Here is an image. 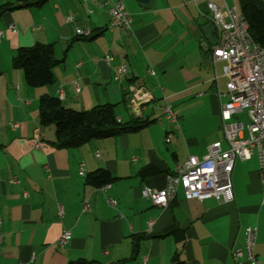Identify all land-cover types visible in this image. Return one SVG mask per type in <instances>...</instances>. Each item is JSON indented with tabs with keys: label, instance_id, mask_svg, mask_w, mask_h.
<instances>
[{
	"label": "crops",
	"instance_id": "0c3cea01",
	"mask_svg": "<svg viewBox=\"0 0 264 264\" xmlns=\"http://www.w3.org/2000/svg\"><path fill=\"white\" fill-rule=\"evenodd\" d=\"M18 1L0 0V6ZM121 1L132 17L131 29L123 33L108 27L107 0H46L0 14V264H66L77 258L102 264H173L176 250L185 264H235L231 251L243 247L247 226L256 227L255 253L263 260L264 184L256 153L234 160L230 202L185 199L179 188L168 206L160 208L141 196L143 186L163 188L177 163L188 156L200 158L214 141L226 147L219 112L227 96L225 83L224 91L219 86L225 78L216 70L222 63H213L200 44L202 39L209 46L215 42L203 0H152L147 6ZM230 1L238 10L237 0ZM68 16L72 22L66 21ZM75 27H89L93 37H76ZM36 42L52 44L62 62L52 69L53 83L31 88L11 58L19 47ZM120 65L126 72L114 80ZM59 87L66 107L87 110L111 103L120 121H153L134 133L57 148L53 125L39 124L37 102L42 94L56 96ZM139 87L153 99L137 110L130 107L129 97ZM166 102L177 114V130L161 118ZM81 163L84 175L78 174ZM145 166L159 172L141 176ZM98 168L116 179L99 188L87 184L85 175ZM84 200L88 210L82 212ZM171 225L184 231L183 242L172 235L154 237ZM64 229L71 237L59 245ZM137 235L144 238L132 256V237ZM238 260L249 264L244 256Z\"/></svg>",
	"mask_w": 264,
	"mask_h": 264
},
{
	"label": "built area",
	"instance_id": "2783aa9c",
	"mask_svg": "<svg viewBox=\"0 0 264 264\" xmlns=\"http://www.w3.org/2000/svg\"><path fill=\"white\" fill-rule=\"evenodd\" d=\"M196 1V0H193ZM205 15L209 20L215 35V42L209 46L202 39L201 45L210 52L213 63L220 61L221 76L225 78V95L227 100L220 103V121L223 130L224 142L214 141L206 148V152L200 157L188 156L179 166H174L172 171L166 174V184L163 188L157 189L143 186L141 196L148 199L154 206L164 208L175 197L177 190L182 189L185 199L201 201L213 198L218 202H230L233 199L230 174L234 160H247L253 153L257 156V172L264 184V47L255 42L248 31L245 20L239 14L235 6H230L225 0H203ZM109 23L111 29L120 32H127L131 29L132 17L125 9L121 0H107ZM67 22H72L73 17L68 16ZM9 28L15 31V27ZM89 27H75L74 34L78 38H86L91 35ZM3 31L0 30V37ZM109 56L105 57L108 63ZM79 64H76L78 67ZM154 74L152 70H148ZM126 72L125 65H120L115 73L114 80ZM218 76H214L216 82ZM76 92L80 90L77 79L72 81ZM56 94H64L61 87L57 88ZM218 92V96L224 95ZM148 95V102L153 99L152 93L142 87L135 89L132 97V105L135 109V97ZM26 102V101H25ZM243 110L247 111L249 123L246 134L243 133V124L237 120V114ZM163 118L171 130L179 128L178 117L169 103L161 107ZM16 124H10L14 128ZM165 135L164 142L167 143ZM35 146H38L36 143ZM95 157L99 153L95 151ZM79 175H84L83 164L78 170ZM18 183L16 178L9 180ZM24 198L28 197L27 192L22 193ZM110 205H115L114 200H107ZM82 212L88 210L87 201L82 202ZM62 209H58L61 215ZM151 224V223H149ZM71 232L68 229L62 230L58 244L63 245L69 241ZM256 227L247 226L244 229V243L242 248L231 251L235 264H242L239 257L244 256L249 264H264L255 253ZM1 242V237H0Z\"/></svg>",
	"mask_w": 264,
	"mask_h": 264
},
{
	"label": "trees",
	"instance_id": "16d2710c",
	"mask_svg": "<svg viewBox=\"0 0 264 264\" xmlns=\"http://www.w3.org/2000/svg\"><path fill=\"white\" fill-rule=\"evenodd\" d=\"M46 0H19L17 4L0 6V14L5 10L40 6ZM239 14L243 17L252 39L264 47V2L262 0H237ZM92 32V30H91ZM90 35L85 39L92 38ZM62 59L54 56L52 44L36 42L30 46L19 47L11 58L14 68L21 69L25 84L34 88L53 83L52 69L60 64ZM38 120L41 126L53 125L55 139L53 145L57 148H76L92 139H105L123 134L134 133L147 126L151 121L147 118L132 117L120 121L114 112V104L102 103L87 110H76L66 107L56 96L42 94L38 98ZM153 166H145L140 171L141 176L158 173ZM116 179L108 170L98 168L85 175V182L99 188ZM172 235L178 242L184 241V231L176 225H171L154 237ZM143 235L132 237V256L137 252ZM173 264H185L179 251L171 257ZM66 264H102L93 259L77 258Z\"/></svg>",
	"mask_w": 264,
	"mask_h": 264
},
{
	"label": "rangeland",
	"instance_id": "374dc122",
	"mask_svg": "<svg viewBox=\"0 0 264 264\" xmlns=\"http://www.w3.org/2000/svg\"><path fill=\"white\" fill-rule=\"evenodd\" d=\"M227 2H228V4L232 3L230 0H227ZM216 70H217V74H220L221 68H220L219 65H217ZM224 83H225V81H223L222 79L219 80V86L222 89V91H224V87H223L224 86ZM155 113L157 114V111H155ZM161 118L165 122L162 114H161ZM237 120L240 121L243 124V133L246 134L247 125L249 123V118H248V115H247V111L246 110H243V111L239 112L237 114ZM220 128L222 130L221 125H220ZM222 132H223V130H222Z\"/></svg>",
	"mask_w": 264,
	"mask_h": 264
},
{
	"label": "bare ground",
	"instance_id": "6f19581e",
	"mask_svg": "<svg viewBox=\"0 0 264 264\" xmlns=\"http://www.w3.org/2000/svg\"><path fill=\"white\" fill-rule=\"evenodd\" d=\"M108 27L111 29V25H108ZM135 89H139V88H134L129 97V104L132 109H135L134 106L132 105V97H133V94L135 93ZM56 97L62 100L64 97V94H56ZM146 102H148V95H138L137 97H135V107H140L142 104ZM170 137L171 136H167V142L170 141ZM175 166H179V163H177Z\"/></svg>",
	"mask_w": 264,
	"mask_h": 264
},
{
	"label": "water",
	"instance_id": "95a60500",
	"mask_svg": "<svg viewBox=\"0 0 264 264\" xmlns=\"http://www.w3.org/2000/svg\"><path fill=\"white\" fill-rule=\"evenodd\" d=\"M140 6H147L152 0H135ZM210 29V28H209ZM212 30V28H211Z\"/></svg>",
	"mask_w": 264,
	"mask_h": 264
}]
</instances>
